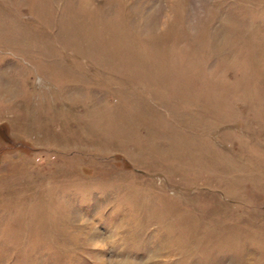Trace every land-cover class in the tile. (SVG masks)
Instances as JSON below:
<instances>
[{
    "label": "rangeland",
    "instance_id": "rangeland-1",
    "mask_svg": "<svg viewBox=\"0 0 264 264\" xmlns=\"http://www.w3.org/2000/svg\"><path fill=\"white\" fill-rule=\"evenodd\" d=\"M0 264H264V0H0Z\"/></svg>",
    "mask_w": 264,
    "mask_h": 264
}]
</instances>
